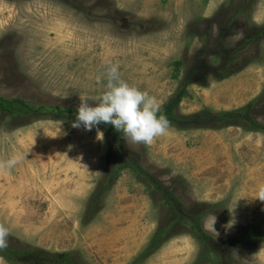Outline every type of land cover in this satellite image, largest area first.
I'll use <instances>...</instances> for the list:
<instances>
[{"label": "rangeland", "instance_id": "obj_1", "mask_svg": "<svg viewBox=\"0 0 264 264\" xmlns=\"http://www.w3.org/2000/svg\"><path fill=\"white\" fill-rule=\"evenodd\" d=\"M112 64L161 107L182 90L178 116L236 111L264 125V0H0V95L43 107L0 109V160L22 158L0 172L9 245L69 254L70 264H194L205 246L182 220L198 215L204 229L215 215L218 235L204 229L214 248L232 264H264V202L254 199L264 133L245 114L170 124L153 144H130L53 112L94 104ZM118 149L147 175L122 167L113 181ZM149 179L181 201V218Z\"/></svg>", "mask_w": 264, "mask_h": 264}, {"label": "clouds", "instance_id": "obj_2", "mask_svg": "<svg viewBox=\"0 0 264 264\" xmlns=\"http://www.w3.org/2000/svg\"><path fill=\"white\" fill-rule=\"evenodd\" d=\"M106 79V91L96 98L94 104H89L84 98L80 99L75 120L72 121L73 128L83 127L91 131L104 123L112 125L125 142L144 145H151L157 138L168 133L170 121L154 96L122 80L118 65L112 64L107 68ZM97 139H103V134L99 131ZM21 159L13 156L0 160V172H10ZM254 199L264 202V184L258 186ZM216 221L215 215L208 216L203 224L204 229L218 235L214 227ZM231 223L230 221L228 226ZM9 236V229L0 224V250L9 246Z\"/></svg>", "mask_w": 264, "mask_h": 264}, {"label": "trees", "instance_id": "obj_3", "mask_svg": "<svg viewBox=\"0 0 264 264\" xmlns=\"http://www.w3.org/2000/svg\"><path fill=\"white\" fill-rule=\"evenodd\" d=\"M182 90L177 92L172 98H170L163 106H162V112L165 114L170 121V124L179 126L181 124L186 123L190 126H197V124L202 126H211V125H219V124H233V123H239L240 121L246 119L244 116L246 114L247 118H249V124L251 130L261 131L264 133V125L260 124L249 116L247 113H239L236 111H218L215 113H208L204 114L201 112H195L194 114L188 116L187 118L178 116L175 112V108L178 104V102L181 99ZM14 105L19 106V110L22 113L29 114L32 112H36L39 109H42L43 107L39 105H32L29 102H24L22 100L18 99H7L0 95V109L2 111L6 112H16V108H14ZM53 112L55 114H67L70 116V114L76 115L75 109H69V108H59L58 110L53 109ZM202 116H205L204 118ZM65 117V115H64ZM67 117V116H66ZM206 118V119H205ZM102 127L106 128L108 131L112 130L115 134H118V136H115L118 139H122V135L117 132L112 125L101 123L99 124ZM185 125V124H184ZM122 141H124L122 139ZM115 157L116 162L115 166L112 169V180L114 181L116 179L117 174H119V170L122 169V167H129L131 171L134 173L135 176H144L147 175V171L139 164L138 160L134 158L133 156H126L124 155V151L121 150H115ZM150 183L153 184L155 189L161 190V195L164 201V204L169 206V210L171 212L172 216H176L177 219L181 218V201L173 194L172 191H170L167 187L163 186L162 183H160L157 180L149 179ZM182 204V203H181ZM188 228V233L195 238L197 241H199L202 245L205 247L202 249L200 254L198 255L197 259L195 260V263H198L202 259H210L214 264H232L230 260H223V254L217 250V248H214L213 241L215 239L208 234L201 226V219L200 216L195 215L191 221L188 222V220H182ZM168 227V226H167ZM160 235H165L161 234ZM253 237V236H252ZM0 255L5 257L6 260L10 262H23L25 264H70L71 260L69 254L64 253H55V254H48L46 252L40 251V249L33 248V249H20L15 246L9 245L6 249L0 250ZM226 259V258H225ZM40 260V262H39ZM224 261V263H222ZM194 263V264H195Z\"/></svg>", "mask_w": 264, "mask_h": 264}, {"label": "flooded vegetation", "instance_id": "obj_4", "mask_svg": "<svg viewBox=\"0 0 264 264\" xmlns=\"http://www.w3.org/2000/svg\"><path fill=\"white\" fill-rule=\"evenodd\" d=\"M258 240V238H255V239H250V240H247V238L246 239H241V241H240V244H242V243H253V242H255V241H257ZM236 246L234 245V248H235ZM218 250V249H217ZM219 251V250H218ZM223 254H229L230 252H226V253H224V252H222ZM226 257H230V255H228V256H225V255H223V260L225 261V260H227V259H225ZM224 261L222 262V263H224ZM232 263V262H231Z\"/></svg>", "mask_w": 264, "mask_h": 264}]
</instances>
